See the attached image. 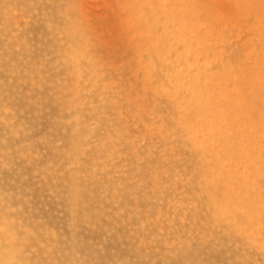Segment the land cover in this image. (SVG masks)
<instances>
[{
	"label": "rangeland",
	"instance_id": "rangeland-1",
	"mask_svg": "<svg viewBox=\"0 0 264 264\" xmlns=\"http://www.w3.org/2000/svg\"><path fill=\"white\" fill-rule=\"evenodd\" d=\"M0 264H264V0H0Z\"/></svg>",
	"mask_w": 264,
	"mask_h": 264
},
{
	"label": "bare ground",
	"instance_id": "bare-ground-1",
	"mask_svg": "<svg viewBox=\"0 0 264 264\" xmlns=\"http://www.w3.org/2000/svg\"><path fill=\"white\" fill-rule=\"evenodd\" d=\"M210 125V124H209Z\"/></svg>",
	"mask_w": 264,
	"mask_h": 264
}]
</instances>
